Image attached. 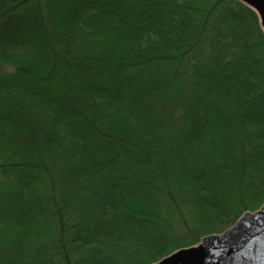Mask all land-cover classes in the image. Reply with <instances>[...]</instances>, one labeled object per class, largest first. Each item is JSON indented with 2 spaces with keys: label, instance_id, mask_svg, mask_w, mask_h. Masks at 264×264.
<instances>
[{
  "label": "trees",
  "instance_id": "obj_1",
  "mask_svg": "<svg viewBox=\"0 0 264 264\" xmlns=\"http://www.w3.org/2000/svg\"><path fill=\"white\" fill-rule=\"evenodd\" d=\"M263 204L252 10L0 0V264H155Z\"/></svg>",
  "mask_w": 264,
  "mask_h": 264
},
{
  "label": "water",
  "instance_id": "obj_2",
  "mask_svg": "<svg viewBox=\"0 0 264 264\" xmlns=\"http://www.w3.org/2000/svg\"><path fill=\"white\" fill-rule=\"evenodd\" d=\"M252 10L264 33V0H237ZM155 264H264V204L244 213L221 234L203 237Z\"/></svg>",
  "mask_w": 264,
  "mask_h": 264
}]
</instances>
